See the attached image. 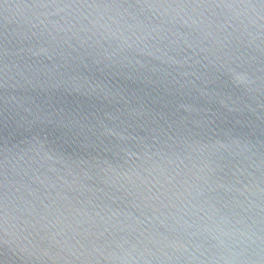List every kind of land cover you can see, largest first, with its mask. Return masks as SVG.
<instances>
[{
  "label": "water",
  "instance_id": "obj_1",
  "mask_svg": "<svg viewBox=\"0 0 264 264\" xmlns=\"http://www.w3.org/2000/svg\"><path fill=\"white\" fill-rule=\"evenodd\" d=\"M241 251L264 264V0H0V264Z\"/></svg>",
  "mask_w": 264,
  "mask_h": 264
},
{
  "label": "clouds",
  "instance_id": "obj_2",
  "mask_svg": "<svg viewBox=\"0 0 264 264\" xmlns=\"http://www.w3.org/2000/svg\"><path fill=\"white\" fill-rule=\"evenodd\" d=\"M140 7L142 9L146 8V9H152V10L158 11L160 9L167 10V9L171 8L172 6L171 5H163V4H143V5H140ZM217 7L232 10L233 12H235V18L238 19L243 13L236 12L235 10H237V9L255 10L256 6L251 5V4L226 3L223 5H217ZM241 23H243V21H241ZM249 23L255 25L256 20H249ZM236 78L238 80L244 79V77L242 75H237ZM222 234L227 235V233H222ZM240 236L243 238L239 241L240 243H247L248 241H251V239H252L251 235L247 232H241ZM216 238L219 239V237H216ZM173 246L174 247L179 246V247L183 248V245L177 244V245H173ZM184 250L187 251L186 248H184ZM243 257H244V252L241 251L239 253H233L230 257H223L222 259H224L225 264H253L252 261L246 260ZM117 258L120 259V257H117ZM133 259H135V257H132L130 254L128 256L124 257V260H126V261L127 260H133Z\"/></svg>",
  "mask_w": 264,
  "mask_h": 264
}]
</instances>
